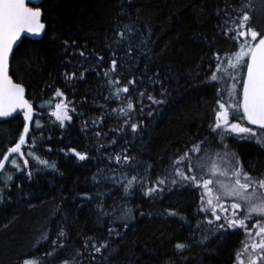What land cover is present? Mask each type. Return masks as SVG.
Returning a JSON list of instances; mask_svg holds the SVG:
<instances>
[{
    "label": "trees",
    "instance_id": "obj_1",
    "mask_svg": "<svg viewBox=\"0 0 264 264\" xmlns=\"http://www.w3.org/2000/svg\"><path fill=\"white\" fill-rule=\"evenodd\" d=\"M241 2L230 0L232 7ZM224 9L225 0H44L46 31L39 39L23 37L15 59L10 58V75L23 84L40 114L23 147L27 167L16 156L23 171L9 160L0 172L5 194L0 264H23L26 258L38 264H236L243 229L221 230L210 212H199V190L165 185L155 198L139 190L141 182L155 186L173 159L214 136L209 125L214 124L215 87L207 81L216 56L224 62L236 43L233 33L220 27L227 19ZM251 23L259 24L255 14ZM113 59L116 71L106 77ZM71 72L83 78L66 81L64 74ZM109 78L119 84L109 85ZM133 79L136 83L129 84ZM123 86L129 92L115 98V89ZM129 99L134 108L126 116L120 109L127 111ZM61 102L72 117L64 127L51 115ZM14 116L0 122V159L23 127L21 114ZM131 123L138 125L135 133ZM238 146L246 161L261 163L253 150L262 146ZM69 149L87 154L86 160ZM28 151L55 169L40 165ZM9 174L13 180L5 187ZM132 176L138 178L136 188L125 199L121 184ZM100 203L111 215H100ZM122 208L132 211L122 216ZM109 228L119 235L109 236ZM104 241L108 247L95 252L92 245ZM178 243L189 247L177 252Z\"/></svg>",
    "mask_w": 264,
    "mask_h": 264
},
{
    "label": "snow or ice",
    "instance_id": "obj_2",
    "mask_svg": "<svg viewBox=\"0 0 264 264\" xmlns=\"http://www.w3.org/2000/svg\"><path fill=\"white\" fill-rule=\"evenodd\" d=\"M44 0H0V122H8L9 119H15L14 114L23 112V132L19 135L18 142L7 149V153L0 159V172L5 169V162L9 161L10 154H18L23 157L25 153L22 146L26 145V137L30 132L29 124L33 122L34 108L29 100L25 99V87L22 83H17L10 75V58L15 59L14 46L18 47L22 42L24 35L40 36L46 31V26L42 22V5ZM226 9L221 10L227 17L220 25L225 34L233 33L231 39L236 42L233 48L237 49L228 54L226 63L216 56V70L208 78V83L217 87V100L219 109L215 111L214 124L209 125L210 131L214 133L212 140L205 139L193 144L182 155L172 160L169 165V172L163 178H157L153 187L145 188L143 182L139 185V190L144 196L157 197L165 191V185H177L181 187H192L200 191L199 212H210L216 221L222 219L220 212H230V215L223 216V223L218 225L221 230L243 229L248 238L253 237L252 229L255 228V237L258 241L251 244L252 252L264 253V174L260 177H254L245 171L244 166L238 154L231 150L227 142L232 139L254 140L259 146L264 147V30L258 29L251 23L253 14L257 11L256 5L252 0H243L238 7H232L230 0H225ZM259 10L264 11V0H257ZM31 5V6H30ZM220 12H217V16ZM121 40L124 33H118ZM240 38H244L240 40ZM67 43V42H65ZM83 57L85 53L79 52ZM103 60V57L99 58ZM117 68V61H111V68L104 72L106 77L109 72L114 73ZM13 70H15L13 68ZM65 80L71 82L74 78H83V73L77 77L76 72L65 73ZM150 79V78H149ZM228 81H231L228 87ZM129 84H135L136 81L130 80ZM108 84H119V81L108 79ZM128 93L129 87H117L115 89V98L119 99V94ZM56 96H61L62 92L57 90ZM144 96L145 93H139ZM227 97V99H225ZM153 103H162L151 95L148 96ZM223 101V102H222ZM230 101V102H229ZM44 107L43 104L40 105ZM124 108L120 109L124 115L133 110L134 105L129 99ZM55 111L52 116L59 121V127H64L65 121H71L68 105L61 102L55 105ZM72 111H75L73 108ZM115 111V110H113ZM230 118L231 121L230 122ZM239 121H246L247 125L256 126L252 128L244 126ZM129 121L125 120V124ZM36 129H41L42 125L39 119L34 121ZM131 130L135 133L138 129L136 123L130 124ZM123 129H121L122 131ZM99 135V133L97 134ZM218 141V142H217ZM35 144L36 140L33 139ZM115 143V141H113ZM213 143L220 149L213 151L210 147ZM75 156L84 161L87 154L76 152L75 149H69ZM193 153L200 155L193 156ZM27 155L33 157L40 165L55 169V164H49L35 155L34 151H28ZM117 162H120L121 156L116 155ZM131 158L123 156V160L128 162ZM28 160H23V166L27 167ZM11 164L17 171H23L22 166L16 158L11 159ZM148 167V166H146ZM31 178L32 173H26ZM136 176H132L126 183L121 184L124 192V198L134 194L136 188ZM13 176L7 175L3 181L4 186L8 187L12 182ZM95 180V177H94ZM170 190V189H169ZM91 199V197H87ZM5 199L4 189L0 188V203ZM231 201L230 207H225L223 201ZM100 215L109 216V212L104 210L103 204H99ZM131 209L122 208L120 213L127 216ZM240 212L243 215H240ZM170 215H176L170 212ZM258 217L255 223L249 227L246 223ZM115 223V220L111 221ZM209 224L213 221L209 220ZM127 228L129 225L125 222L123 225ZM109 236L119 235L115 228L108 229ZM62 237L63 231L59 233ZM46 239V237H45ZM55 243V242H54ZM95 252H101V249L108 247V241L101 243L99 247L92 245ZM189 245L178 243L175 245L177 252H182ZM249 245H244V250L248 251ZM241 253H237L239 264H244L240 259ZM264 259V255L253 257L249 254L248 264H258L259 260ZM23 264H37L34 260H24ZM67 264V262H65Z\"/></svg>",
    "mask_w": 264,
    "mask_h": 264
},
{
    "label": "flooded vegetation",
    "instance_id": "obj_3",
    "mask_svg": "<svg viewBox=\"0 0 264 264\" xmlns=\"http://www.w3.org/2000/svg\"><path fill=\"white\" fill-rule=\"evenodd\" d=\"M215 70H216V65H215ZM231 84H228L227 86L230 87ZM217 91L218 88L215 87V111L219 109V105L217 104V100L220 99V97L217 95ZM225 99H227V97H225ZM223 102V101H222ZM230 102V101H229ZM214 121H215V112H214ZM230 122L231 118H230ZM241 122L244 126H249L252 128H256V126H252V125H247L246 121H239ZM215 135V134H214ZM218 142V141H217ZM229 145L231 146V150L236 152L244 166L245 171H247L250 175L254 176V177H260L262 174H264V147H258L257 149L253 150V152L257 153L259 155V160H261V163L259 165H256L257 162L253 161V159H250L249 161H246L242 155H241V149L239 148V143H247V144H252L255 143L254 140H247V139H232L229 138L228 141ZM212 150L213 151H218L220 150L217 147L216 143H213L212 145ZM196 156L200 155L199 153H194ZM231 212V211H230ZM227 212V213H230ZM258 217H253V219H257ZM247 252V256H246V263L248 264V259H249V254L251 253V255L253 257H255L256 255H264V253H256V252H252L251 249V244H249V249ZM264 262V261H263Z\"/></svg>",
    "mask_w": 264,
    "mask_h": 264
},
{
    "label": "rangeland",
    "instance_id": "obj_4",
    "mask_svg": "<svg viewBox=\"0 0 264 264\" xmlns=\"http://www.w3.org/2000/svg\"><path fill=\"white\" fill-rule=\"evenodd\" d=\"M254 2L255 3H257V0H254ZM256 8H257V11L254 13L256 16H257V20H258V23L259 24H257L256 26H254V27H256V28H258V29H264V20H263V17H264V11H262V10H259V4L257 3V5H256ZM244 38H240V40H243ZM235 50H237V49H233L231 52H233V51H235ZM227 59H228V55H226V58H225V61H224V63H226V61H227ZM232 82L231 81H228V84H231ZM12 158H16L17 159V157H16V155H13L12 156ZM11 158V159H12ZM11 159H10V162H11ZM17 161H18V159H17ZM223 203H224V205H225V207H230V203H231V201H228V200H225V201H223ZM218 211V214L219 215H221V217H223V216H225V215H230V213H227V212H220L219 211V209L217 210ZM231 211V210H230ZM229 211V212H230ZM240 215H243V213L242 212H240ZM208 220H210V219H208ZM221 221H223V219H221ZM255 221H256V219H252V220H249V221H247L246 223L248 224V225H252V224H254L255 223ZM217 222V221H216ZM219 222V221H218ZM243 231V240H242V242L240 243V245H239V247H238V250H236V252H235V256H234V263H236V264H239V261L237 260V253L239 252V253H241V256H240V259L241 260H243V261H245L246 260V256H247V252L244 250V245L245 244H248L249 245V240L251 239H248V236H247V234H246V232L244 231V230H242ZM258 241V240H257ZM27 259V258H26ZM25 259V260H26ZM34 260H36L35 258H33ZM28 260H31V259H28ZM37 261V260H36ZM264 261V259H262V262ZM37 264H38V262H37ZM45 264V263H44ZM67 264H69V263H67Z\"/></svg>",
    "mask_w": 264,
    "mask_h": 264
},
{
    "label": "water",
    "instance_id": "obj_5",
    "mask_svg": "<svg viewBox=\"0 0 264 264\" xmlns=\"http://www.w3.org/2000/svg\"><path fill=\"white\" fill-rule=\"evenodd\" d=\"M31 6V5H30ZM42 22L45 24V22L43 21V19H42ZM44 33H42L40 36H31V35H24L23 37H27V38H30V39H39V38H41L42 37V35H43ZM14 48H15V46H14ZM25 99H27L26 97H25ZM19 113H21V115H22V117H23V112L21 111V112H19ZM39 112L36 110V109H34V114H38ZM14 115H16V114H14ZM33 117H34V115H33ZM31 123L32 122H30V124H29V127H31ZM23 132V128H22V131H21V133ZM20 133V134H21ZM28 137V136H27ZM27 137H26V139H27ZM19 138V137H18ZM16 142H18V139L12 144V145H10L9 147H12V146H14V144L16 143ZM8 147V148H9ZM7 148V149H8ZM7 149H6V151H5V153L4 154H6L7 153ZM23 151V150H22ZM3 154V155H4ZM11 155L12 154H10V157H11ZM21 158V157H20ZM1 159H3V156L1 157ZM24 159H26L25 158V156H23L22 158H21V160H22V162H23V160ZM7 162V161H6ZM6 162H5V164H6Z\"/></svg>",
    "mask_w": 264,
    "mask_h": 264
}]
</instances>
